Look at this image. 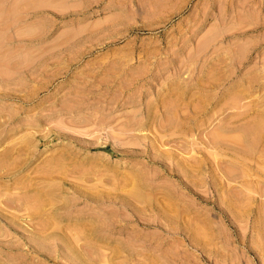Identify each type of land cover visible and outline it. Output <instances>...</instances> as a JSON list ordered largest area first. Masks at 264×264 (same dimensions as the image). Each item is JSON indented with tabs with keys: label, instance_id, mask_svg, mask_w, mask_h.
<instances>
[{
	"label": "rangeland",
	"instance_id": "obj_1",
	"mask_svg": "<svg viewBox=\"0 0 264 264\" xmlns=\"http://www.w3.org/2000/svg\"><path fill=\"white\" fill-rule=\"evenodd\" d=\"M0 163V264H264V0H0Z\"/></svg>",
	"mask_w": 264,
	"mask_h": 264
},
{
	"label": "bare ground",
	"instance_id": "obj_2",
	"mask_svg": "<svg viewBox=\"0 0 264 264\" xmlns=\"http://www.w3.org/2000/svg\"><path fill=\"white\" fill-rule=\"evenodd\" d=\"M18 60H19V59H18ZM1 164H2V163H0V165H1ZM4 169H5V168H4ZM35 207H36V206H35ZM38 207H40L39 204H38L37 208H38ZM35 209H36V208H34V210H35ZM34 210H33V211H34ZM37 210H38V209H37Z\"/></svg>",
	"mask_w": 264,
	"mask_h": 264
}]
</instances>
